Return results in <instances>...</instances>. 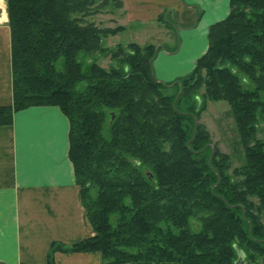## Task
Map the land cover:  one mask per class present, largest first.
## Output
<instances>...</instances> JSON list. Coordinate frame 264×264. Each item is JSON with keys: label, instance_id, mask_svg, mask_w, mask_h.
<instances>
[{"label": "trees", "instance_id": "16d2710c", "mask_svg": "<svg viewBox=\"0 0 264 264\" xmlns=\"http://www.w3.org/2000/svg\"><path fill=\"white\" fill-rule=\"evenodd\" d=\"M4 1L12 103L0 106V125L28 107L59 108L94 232L52 244L46 264L57 251H97L103 264L264 258V0H229L227 16L208 28L206 52L170 83L153 75L151 44L103 50L102 38L121 28L88 24L94 0ZM104 53L107 69L96 61ZM206 99L230 107L244 154L237 168L228 170V155L198 123Z\"/></svg>", "mask_w": 264, "mask_h": 264}, {"label": "crops", "instance_id": "0c3cea01", "mask_svg": "<svg viewBox=\"0 0 264 264\" xmlns=\"http://www.w3.org/2000/svg\"><path fill=\"white\" fill-rule=\"evenodd\" d=\"M121 2L125 21L140 29L170 16V26L162 25V30L174 42L168 47L173 50L157 43L152 61L153 75L165 81L193 70L206 52L209 26L229 11V0ZM173 23L180 27L177 33ZM11 103L10 31L5 1L0 0V106ZM68 130V119L56 106L16 111L11 124L0 125V264H46L52 244L71 246L93 235L68 158ZM53 264L103 261L97 251H57Z\"/></svg>", "mask_w": 264, "mask_h": 264}, {"label": "rangeland", "instance_id": "374dc122", "mask_svg": "<svg viewBox=\"0 0 264 264\" xmlns=\"http://www.w3.org/2000/svg\"><path fill=\"white\" fill-rule=\"evenodd\" d=\"M125 20L126 14L121 0H94L90 15L86 19L88 24L104 30L121 28V31L116 34L107 35L102 38L101 45L107 53H109V50H115L117 46H123L129 43H135L139 46L151 44L156 50V44L163 42L166 50H173L168 47L174 44V42L172 40L168 42L167 32L162 30V25H166L163 19L160 21L162 24H158L157 26L151 25L147 27L148 29H140L133 24H128ZM168 20H170V16ZM96 59L98 64L105 69L112 64L110 55L106 53L98 56ZM188 74H182L178 78ZM178 78L168 81L156 79L170 83L175 82ZM202 105L203 108L200 111L198 123L208 133L211 147L228 155L230 164V169L228 168V170L237 168L242 164L244 154L229 105L225 101H210L207 99L203 101ZM261 125H263V122H261ZM262 222L264 223V218ZM193 226L197 229L199 228L198 224L193 223ZM241 264H264V258L257 256L255 253L251 254L248 252Z\"/></svg>", "mask_w": 264, "mask_h": 264}, {"label": "water", "instance_id": "95a60500", "mask_svg": "<svg viewBox=\"0 0 264 264\" xmlns=\"http://www.w3.org/2000/svg\"><path fill=\"white\" fill-rule=\"evenodd\" d=\"M173 26H174L175 31H176V33H177V31H178V29H180V27H179L176 23H173ZM161 49H162V48H161ZM157 50H158V48H156V50H155V52H154V55H153L152 59L150 60V63H152V61L155 59L156 54H157ZM168 54H170V53H168ZM196 125H197V124L195 123V128H194V132H193V136H192V138L195 137V129H196ZM210 160H211V158L209 159V162H208L209 164H210ZM249 233H250V231H249ZM238 254H239V258H238L237 264H241V263H242V259H243V255H242L241 252H239Z\"/></svg>", "mask_w": 264, "mask_h": 264}]
</instances>
